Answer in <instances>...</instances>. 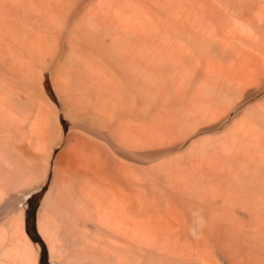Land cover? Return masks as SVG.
I'll return each instance as SVG.
<instances>
[{
    "label": "bare ground",
    "instance_id": "1",
    "mask_svg": "<svg viewBox=\"0 0 264 264\" xmlns=\"http://www.w3.org/2000/svg\"><path fill=\"white\" fill-rule=\"evenodd\" d=\"M38 192L51 264H264V0H0V264Z\"/></svg>",
    "mask_w": 264,
    "mask_h": 264
},
{
    "label": "rangeland",
    "instance_id": "2",
    "mask_svg": "<svg viewBox=\"0 0 264 264\" xmlns=\"http://www.w3.org/2000/svg\"><path fill=\"white\" fill-rule=\"evenodd\" d=\"M47 91L53 96L51 87L46 85ZM43 194L30 193L27 196L26 205L24 207V225L28 234L32 235L34 240L39 242V262L40 264H51L50 256L46 244L42 240L37 229V211L42 200Z\"/></svg>",
    "mask_w": 264,
    "mask_h": 264
}]
</instances>
